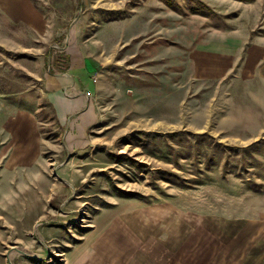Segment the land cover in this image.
<instances>
[{"label": "rangeland", "instance_id": "rangeland-1", "mask_svg": "<svg viewBox=\"0 0 264 264\" xmlns=\"http://www.w3.org/2000/svg\"><path fill=\"white\" fill-rule=\"evenodd\" d=\"M259 41L264 0H0V103L42 135L30 164L1 142L0 264H155L157 241L182 264L264 259V119L202 66ZM71 73L84 134L49 101Z\"/></svg>", "mask_w": 264, "mask_h": 264}, {"label": "crops", "instance_id": "crops-1", "mask_svg": "<svg viewBox=\"0 0 264 264\" xmlns=\"http://www.w3.org/2000/svg\"><path fill=\"white\" fill-rule=\"evenodd\" d=\"M16 5L17 3L12 5L13 9L11 7L13 11L11 17L20 19V16L14 10ZM226 43L228 47L231 46L229 42ZM217 54L218 56H207V58L202 59V66L208 70L207 75L211 78L220 77L222 79L230 71L237 76L239 75L240 86L239 89L237 86L235 87L232 98H250L252 111L254 105L256 106L257 120L261 121L264 119V42L259 41L251 45L248 52H246L244 60L241 58L228 59L229 57L225 59L224 54ZM74 74L71 73L68 76L61 74L57 77L50 76L47 78L46 84L50 90L57 92L56 95L49 98V101L55 110L59 123L62 126H66L68 118L76 115V121L74 122L76 126L74 129L77 133L84 134L87 128L95 123V107L91 104V98L85 97L87 91L78 92L77 85L80 83L77 82V76ZM6 106V100L2 99L0 103V160L1 142H3L6 144L4 152H7L10 164H30L38 158V149L42 144V135L37 117L30 111L20 110L15 106L8 109ZM253 134L256 136L264 135L263 122L255 128ZM120 246L124 247L123 245ZM122 252L120 251V253ZM148 254L150 255L148 261L155 264H182L179 261L172 260L168 247L158 241L157 250L149 247ZM247 259L244 260V264L264 263V259L252 260L254 259L253 256H249ZM200 261L202 263L205 262L203 264H217L220 263V256L217 255L215 258H210L209 254L204 255L202 253ZM110 262L113 263L112 261ZM186 262L191 264L192 261Z\"/></svg>", "mask_w": 264, "mask_h": 264}]
</instances>
